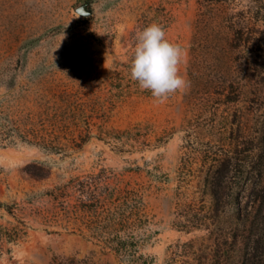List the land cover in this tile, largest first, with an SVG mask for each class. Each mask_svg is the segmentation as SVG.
<instances>
[{
  "label": "rangeland",
  "instance_id": "rangeland-1",
  "mask_svg": "<svg viewBox=\"0 0 264 264\" xmlns=\"http://www.w3.org/2000/svg\"><path fill=\"white\" fill-rule=\"evenodd\" d=\"M197 7V0H0V225L26 222L14 239L0 240V264H49L54 254L73 253H94L98 264H167L172 245L204 233L177 226L175 207L189 138L193 189L204 150L214 145L207 126L214 116L200 109L210 97L197 99L193 108L187 93L178 92L158 104L129 74L136 32L157 23L168 40L187 51L181 74L189 80ZM252 89L258 94L236 104L233 135L248 128L243 147L252 153L263 189L264 85ZM63 91L87 101L80 127L90 123L89 140L55 152L20 136L21 118L54 103V93ZM33 163L48 167L47 176L31 175ZM103 167L144 193L149 219L140 252L146 260L131 262L104 248L86 228L48 211L49 189Z\"/></svg>",
  "mask_w": 264,
  "mask_h": 264
},
{
  "label": "trees",
  "instance_id": "trees-1",
  "mask_svg": "<svg viewBox=\"0 0 264 264\" xmlns=\"http://www.w3.org/2000/svg\"><path fill=\"white\" fill-rule=\"evenodd\" d=\"M197 2L189 62L191 87L186 96L194 108L197 99L209 95L200 109L214 116L207 125L214 145L204 150L198 167L200 181L193 189L189 138L180 169L175 223L187 231L204 233L172 245L167 264H264V188L255 177L257 165L250 149L243 147L248 128L242 126L243 130L233 135L238 123L236 104L251 93L258 94L252 88L264 85V0ZM54 94V103L21 118L25 129L21 123L16 125L18 134L55 152L81 148L91 137L90 123L80 127L87 101L73 92ZM192 125L190 116L189 137ZM136 141L148 143L147 139ZM32 166L36 168L30 173L35 177L49 173L44 164ZM46 193L51 200L49 212L81 230L86 228L104 248L131 262L148 259L140 252L149 219L144 193L140 187L123 183L114 169L103 167L77 175ZM24 226L23 219L12 227L0 225V240L14 239ZM49 264L98 262L94 253H73L54 254Z\"/></svg>",
  "mask_w": 264,
  "mask_h": 264
},
{
  "label": "clouds",
  "instance_id": "clouds-1",
  "mask_svg": "<svg viewBox=\"0 0 264 264\" xmlns=\"http://www.w3.org/2000/svg\"><path fill=\"white\" fill-rule=\"evenodd\" d=\"M135 40L130 79L141 90L149 91L158 104L178 92L186 94L191 82L181 74V65L187 62V51L168 40L165 29L157 23L137 31Z\"/></svg>",
  "mask_w": 264,
  "mask_h": 264
},
{
  "label": "water",
  "instance_id": "water-1",
  "mask_svg": "<svg viewBox=\"0 0 264 264\" xmlns=\"http://www.w3.org/2000/svg\"><path fill=\"white\" fill-rule=\"evenodd\" d=\"M80 11H81V12H86L87 9H86L85 7H81V8H80Z\"/></svg>",
  "mask_w": 264,
  "mask_h": 264
}]
</instances>
